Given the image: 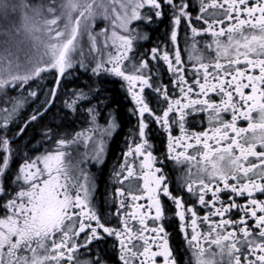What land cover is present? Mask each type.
<instances>
[{"label": "snow or ice", "instance_id": "snow-or-ice-1", "mask_svg": "<svg viewBox=\"0 0 264 264\" xmlns=\"http://www.w3.org/2000/svg\"><path fill=\"white\" fill-rule=\"evenodd\" d=\"M165 20L163 39L139 51L142 28ZM85 36L103 56L86 61ZM80 69L86 82L69 89ZM53 73L43 99L28 89L39 103L20 117L24 97L9 89ZM109 77L126 82L138 123L112 173L111 202L98 206L94 178L66 151L88 137L69 140L53 109L80 110L110 134ZM0 103V264H111L109 238L118 264H264V0H0ZM194 113L205 117L198 125ZM151 124L164 152L150 142ZM33 125L37 154L17 159L13 137ZM169 164L184 168L175 187Z\"/></svg>", "mask_w": 264, "mask_h": 264}, {"label": "flooded vegetation", "instance_id": "flooded-vegetation-1", "mask_svg": "<svg viewBox=\"0 0 264 264\" xmlns=\"http://www.w3.org/2000/svg\"><path fill=\"white\" fill-rule=\"evenodd\" d=\"M191 3L198 5L199 0H190ZM167 20L164 24H154L148 27H143L141 30V35L144 32H147L149 39H137L136 47L139 51L145 49H150L155 46V42L158 39H163L162 33L165 27ZM135 27V25H133ZM181 48L184 47V27L181 26ZM210 39V37L201 38V47H203V40ZM190 42V41H189ZM185 60L187 59V53H184ZM75 59H80L79 54ZM154 63V62H153ZM78 67V65H77ZM161 69L153 68V72L160 71ZM83 70L80 69L79 72H73L70 76L67 77L68 80H72L76 75L80 76V81L76 85L69 83L67 87L71 89L74 86H83V82H86L87 76L83 75ZM53 74H45V89L51 86ZM90 75V73H89ZM168 75L165 73L164 81L167 82ZM34 84V83H32ZM107 94L112 98V103L109 105L110 108H114L117 111L115 112V119L117 127L110 133H105L100 130L90 127L89 118L82 111L78 110L76 112H71L70 110L64 109L62 103H58V108H54L53 112L60 111V116L56 118V123L62 124L60 131L62 133H67V138L71 140L77 132H83L86 137H88L87 142H85L82 137L77 141L76 150L78 151V158L82 161L79 168L89 174L91 178H94L93 183L98 187L96 192V203L97 205H103L105 200H108L110 203V191L112 185L115 184V180L112 177V173L118 170L120 163L123 161L121 153L126 150L127 143L130 142L129 138H133L134 134L137 132L136 125L138 123L137 115L133 114L131 109L133 108L134 101H132L130 94L127 93L126 82H123L118 77H109L105 81ZM119 96V102L116 99ZM61 96L60 100H63ZM36 103H34V107ZM120 108H123V114L120 112ZM104 114L108 112V108L103 109ZM66 117L61 121V117ZM193 119L195 124L198 125L200 120L205 119L203 114H193ZM100 125H105V119L101 117L99 119ZM243 126V125H242ZM151 136L153 137L152 143H154L156 152L165 151V140L166 137L162 134V130L159 129V126L156 124H151ZM178 131L174 132L173 135H178ZM33 136V135H32ZM39 137V136H37ZM40 138V137H39ZM79 142V143H78ZM96 142V143H95ZM103 149L102 163H98L93 159L96 155L97 149ZM39 149L44 148L42 146ZM69 149V148H68ZM68 149H66L68 151ZM19 156H17V159ZM159 166V165H157ZM172 165L169 164L166 172L171 171ZM185 168L187 165L184 166ZM194 170V169H193ZM184 168H178L175 171H171V181L172 187H175L177 184V177L183 175ZM108 189V191H106ZM107 211V209H105ZM168 224L166 225L167 230L172 233L171 243L174 249H179L180 252L177 253L178 256L183 260L184 257L181 255L183 251V245L181 243L182 237L176 231V222L171 217V214L168 216ZM113 238H109V251L108 255L111 260V264H118V254L113 253L111 250V242ZM162 259V258H158Z\"/></svg>", "mask_w": 264, "mask_h": 264}, {"label": "rangeland", "instance_id": "rangeland-1", "mask_svg": "<svg viewBox=\"0 0 264 264\" xmlns=\"http://www.w3.org/2000/svg\"><path fill=\"white\" fill-rule=\"evenodd\" d=\"M104 27V22L102 20H97L96 21V30L98 31L100 28ZM83 50H84V56L86 58V61L87 60H91L93 59V57H99V56H103L104 55V50L102 49L101 52L99 53H92V52H89V48H88V44H87V37L85 36L84 39H83ZM45 78V75H43L40 79H37V80H34V81H30L28 85L25 86L24 89H21L19 87H16L14 90L13 89H9V91L11 93H13L14 95L11 96V97H16L18 95H23L24 97V103L22 104L21 106V110H20V113L27 107L29 106V103H31V106L32 108H34V103H33V100L34 98H31V97H28L27 95V92H28V89H32V90H36L38 92V94H40L41 96V99H43V90H45V85L43 83V80ZM34 83V84H32ZM36 103H39V101H36ZM4 106V105H3ZM2 106V107H3ZM11 105H9L10 107ZM32 111V110H31ZM19 121V120H18ZM79 143V142H78ZM96 143V142H95ZM76 145H77V142L75 144H73L69 149L68 151L72 153V159L75 161V163L77 164V167L79 168L80 166H82L80 163L82 161H80V159L78 158V151L76 150ZM38 146V145H37ZM42 147L44 148V146L42 145ZM37 148V147H36ZM24 153L21 155H25V151L27 150H22ZM39 151H43V149H39ZM67 151V150H66ZM37 153L36 152H33L32 155H36ZM28 155H31V154H28ZM13 165H17L16 163H13L11 165V167ZM80 169V168H79ZM81 170V169H80Z\"/></svg>", "mask_w": 264, "mask_h": 264}, {"label": "trees", "instance_id": "trees-1", "mask_svg": "<svg viewBox=\"0 0 264 264\" xmlns=\"http://www.w3.org/2000/svg\"><path fill=\"white\" fill-rule=\"evenodd\" d=\"M44 81H45V78H44ZM44 85H45V83H44ZM8 95L9 96H13L14 94L11 93L10 91H8ZM115 97H117L116 99L119 102V96L117 95ZM2 106H3V104L0 103V107H2ZM31 110H32V106L29 104V106H27L20 113V117L26 118V116L31 113ZM120 112H121V114H123V108H120ZM16 122L20 123V119H17ZM0 123H2V122L0 121ZM35 127H36L35 125H33L32 127H29V129L27 130V132L23 136L13 137V139L15 140V143L13 144V150H14V152H16V156H21L24 153L22 150H24V151L27 150V151H25V153L32 155L33 152L30 151V150L38 147L37 146V141L40 138L36 137V136L34 137V128ZM17 149H18V151H17ZM16 167H17V165L16 166L15 165L12 166L13 169H15Z\"/></svg>", "mask_w": 264, "mask_h": 264}, {"label": "bare ground", "instance_id": "bare-ground-1", "mask_svg": "<svg viewBox=\"0 0 264 264\" xmlns=\"http://www.w3.org/2000/svg\"><path fill=\"white\" fill-rule=\"evenodd\" d=\"M37 137V136H36Z\"/></svg>", "mask_w": 264, "mask_h": 264}]
</instances>
